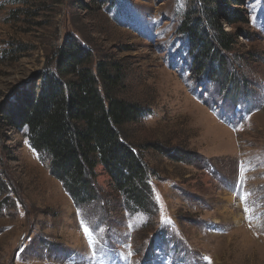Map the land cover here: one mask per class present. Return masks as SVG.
<instances>
[{"label": "rangeland", "instance_id": "rangeland-1", "mask_svg": "<svg viewBox=\"0 0 264 264\" xmlns=\"http://www.w3.org/2000/svg\"><path fill=\"white\" fill-rule=\"evenodd\" d=\"M242 2L0 0V106L65 37L119 59V97L146 109L125 136L152 202L129 206L97 166L105 195L77 204L26 129L0 127V264H264V0ZM234 6L245 23L220 19ZM210 10L236 40L228 73L201 84L180 26L211 32Z\"/></svg>", "mask_w": 264, "mask_h": 264}, {"label": "trees", "instance_id": "trees-1", "mask_svg": "<svg viewBox=\"0 0 264 264\" xmlns=\"http://www.w3.org/2000/svg\"><path fill=\"white\" fill-rule=\"evenodd\" d=\"M232 1L238 7L243 3ZM235 9L227 8L220 19L231 26L245 23V13ZM209 14L211 32L197 18L180 26L191 75L201 84L228 73L226 55L232 53L236 40L235 34L221 28L219 13L210 10ZM49 63L53 66L29 85L17 86L12 99L0 106V127L26 129L29 145L49 161L50 174L75 203L105 195L95 182V169L100 166L109 187L123 193L129 206L147 208L152 204L146 182L149 168L125 136L127 125L136 123L146 109L119 97L125 80L120 60L96 58L91 49L65 37Z\"/></svg>", "mask_w": 264, "mask_h": 264}, {"label": "snow or ice", "instance_id": "snow-or-ice-1", "mask_svg": "<svg viewBox=\"0 0 264 264\" xmlns=\"http://www.w3.org/2000/svg\"><path fill=\"white\" fill-rule=\"evenodd\" d=\"M246 211H247V209H246ZM84 231H85V233H88L89 228L87 226H85Z\"/></svg>", "mask_w": 264, "mask_h": 264}]
</instances>
